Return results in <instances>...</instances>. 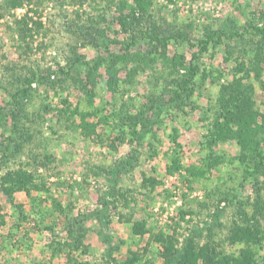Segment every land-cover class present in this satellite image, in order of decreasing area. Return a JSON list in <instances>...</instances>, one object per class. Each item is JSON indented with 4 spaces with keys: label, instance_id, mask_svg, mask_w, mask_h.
<instances>
[{
    "label": "rangeland",
    "instance_id": "374dc122",
    "mask_svg": "<svg viewBox=\"0 0 264 264\" xmlns=\"http://www.w3.org/2000/svg\"><path fill=\"white\" fill-rule=\"evenodd\" d=\"M135 8V0H0V186L8 182V172L20 170L35 177L42 188L31 195L18 191L14 197L0 190V212L5 219L0 228V264H69L66 242L79 244V238L84 247L72 251L78 259L75 264H179L190 243L196 250L208 245L223 253L241 252V245L232 243L229 234L244 218L242 205L252 210L247 199L253 202L257 191L264 197V173L257 174L258 185L256 177H245L243 166L231 160L240 153L236 139L209 145L205 135L212 117L202 108L190 109L186 124L179 126L178 144L185 176L203 165L204 151L219 157L213 168L215 177L207 183H188L181 173L168 172L167 152L178 147L169 139V125L142 145L129 137L114 144L107 135L103 141L84 136L79 114L65 111L67 106L88 104L82 86L74 81L76 70L67 76L60 68L80 55L89 61L99 55L107 57L109 51L127 52L129 34L121 32L120 19L131 21ZM141 24L148 36L180 34L178 42L169 43L168 56L182 52L192 60L198 52L200 58L194 63L201 68L220 67L223 84L233 79L237 63L244 62L246 71H239L235 78L250 74L259 110L257 122H263L264 87L249 63L254 56L264 57L259 31L264 29V0H153ZM216 29L223 32L221 45L199 53L200 40ZM158 40L148 37L139 42V49L157 55V61L151 62V57L150 65L138 70L124 89V100L145 101L147 92L155 90V82L163 92L161 86L167 82L158 78L164 76V69L152 46ZM48 73L50 79H36ZM126 73L122 69L119 78ZM106 74V67L101 66L99 86L105 87ZM25 88L29 90L22 92ZM204 88L198 92L205 103L216 98L218 88L210 79ZM100 91L98 106L112 99L109 91ZM16 95H23L19 105L14 104ZM259 139L263 146L264 132ZM134 149L140 160L129 161L128 170L116 173L118 163H123L120 160ZM144 175L159 181L154 189H143ZM43 207L49 209L44 221ZM143 220L150 231L132 234L133 225ZM259 222L264 230V217ZM69 227L76 239L67 232ZM161 231L173 240L168 244L170 257L164 253L165 244L155 238ZM258 255L264 257V246ZM192 264L209 263L200 258Z\"/></svg>",
    "mask_w": 264,
    "mask_h": 264
},
{
    "label": "trees",
    "instance_id": "16d2710c",
    "mask_svg": "<svg viewBox=\"0 0 264 264\" xmlns=\"http://www.w3.org/2000/svg\"><path fill=\"white\" fill-rule=\"evenodd\" d=\"M152 1L135 0L137 8L133 11L131 21H128L129 18L127 17L120 19L123 26V28L121 27V32L124 31L126 34H129V37H127V43L129 45L126 47L127 52L117 54L109 51L107 57L99 55L97 58L89 61L83 60V56L80 55L74 59L70 58L67 65L60 68V71L67 76L71 75L74 69L76 70L74 81L79 86H82V90L87 96L88 104L84 108L80 104L74 108L67 106L65 111L71 112L70 114L72 115L75 113L79 114L78 125L84 127V136L88 138L98 136L103 141V138L107 135L109 138H113L112 143L114 144L118 141L125 142L129 137L131 142L137 141L139 145H142L151 135L155 137L158 131L169 125V139L178 147L167 152L169 159V163L167 164L168 172L171 175L181 173L183 180L188 183H191V181L204 183L206 181L207 183V181L212 180V177H215L213 168L215 167V163H218L219 157L215 152L214 154H207L204 151V157L201 161L203 165L204 162L207 163L206 168L202 167L203 165L199 166L189 172L190 176H188L189 174L185 176L186 174H182L183 165L180 159L182 148L180 150L181 145L178 144L180 124H186L185 117L188 115L190 109L202 108L208 118L209 116L212 117V125L206 127V133L208 132V134L205 135L208 138L209 145L217 146L225 140L236 139L240 153L238 156L232 157L231 160L236 161L239 166H243L245 177L250 178L254 176L256 177L255 184L259 183L257 174L260 175V172L264 173V145L262 146L259 139L260 134L264 132V116L263 122L258 123L257 116L259 110L255 108V86L250 80V74L247 73L242 78H235L239 71H246L244 62L237 63L236 70H234L236 74L233 75V79L227 84H223L221 78H223L224 72L220 67L216 69L201 68L199 63H194L196 59L200 58L198 52L192 54V60H188L182 52H175L174 55L168 56L169 43L174 39L175 42H178L181 35L175 34V36H167L161 33L159 35L148 36L141 22L145 18V14L148 13ZM259 31L262 32V41H264V29H259ZM222 33L217 29L209 31L207 36L199 42L201 44L199 45V53H204L212 47L216 48L221 45ZM148 37L152 40L159 39L158 44H153L152 46L156 52H159L162 68L164 69V76L158 79H162L163 77V81L165 80L167 84L163 87L161 86L163 92H160L159 83L153 82L157 86L155 90L150 89L147 92L145 101L140 100L138 102L133 97L124 100V89L126 85L128 83L132 84L138 70H144L145 67L150 65L147 60L154 57L153 53H149L146 49V51H142L138 47L139 42L145 41ZM113 43L119 42L114 41ZM132 48L134 50L131 51ZM157 57L156 55L154 59H151V62L157 61ZM262 61H264V57L255 58L254 56L253 59L250 58L249 64H251V70L255 72L256 79L264 87V80H262L264 71V68L261 66ZM130 63H132L131 66H129ZM101 66L106 67L107 74L103 82L105 87L99 86V82H97V78L102 77L98 75V70ZM122 69L127 70V73L124 78H119ZM50 78L51 76L48 73L36 79L43 82L45 79ZM243 78L248 79L245 81ZM208 79L216 85L218 92L216 98L209 99V102L205 103L204 97H201L198 91L201 89L205 91L204 84ZM31 80L28 82L29 84L32 83ZM100 89L109 91L112 99L102 100V104L98 106L95 101L98 94H101ZM28 90L25 88L22 89V92ZM22 98L23 95H16L14 104L19 105L21 102L20 99ZM65 102L67 103V100ZM203 103H205V106ZM18 105L15 106L18 107ZM139 154V151L134 149L122 158L120 162L123 161V163H118L116 173L120 174V172L128 170V166L131 165L129 161H139ZM8 175V182L2 183L0 190L9 197H14L18 191H25L27 195H31L33 190L42 189L38 186L39 183L35 182V177L25 171L15 170L8 172ZM217 179H220V177ZM158 183L159 181L157 179L144 175L142 187L143 189H148L149 187L150 189H154ZM175 183L174 181L172 184L175 185ZM254 198L253 202H250L249 198L247 199V202L252 204V210H246V204L242 205L243 201L238 202L242 205L243 210L240 212H242L244 218L241 219V222L234 224L229 234L232 243L241 245L242 250L240 253H223L211 249L208 245L199 247L196 250L190 243L187 252L179 259V264L196 263L200 258L205 259L209 264H264V257L261 258L258 255L261 246H264V230L261 229L259 222V218L264 217V197L257 191ZM42 209H44L41 212L42 215L49 211L47 207H43ZM179 211L184 218L186 212L184 211L183 205L179 206ZM22 215L25 216L23 211ZM4 222L5 219L0 212V228ZM46 227L51 228L48 224ZM150 229L147 221H137L132 227V234L142 236L149 232ZM67 232L74 239L77 238H75L72 228L69 227ZM168 237L162 231L155 235L158 241L165 244L164 253L167 256L172 251V246L169 245L173 243L172 238ZM82 241L84 240L80 238L76 239V243L80 244ZM79 244L72 245L70 242H66L65 247L69 248L66 262L69 264L72 261L73 264L78 262L77 256L74 257L71 253L73 250L83 249L84 243L83 245ZM61 246L64 247V244H61ZM61 246L60 248H62ZM83 264H89V262H83Z\"/></svg>",
    "mask_w": 264,
    "mask_h": 264
},
{
    "label": "built area",
    "instance_id": "2783aa9c",
    "mask_svg": "<svg viewBox=\"0 0 264 264\" xmlns=\"http://www.w3.org/2000/svg\"><path fill=\"white\" fill-rule=\"evenodd\" d=\"M167 186H168V184H167Z\"/></svg>",
    "mask_w": 264,
    "mask_h": 264
}]
</instances>
